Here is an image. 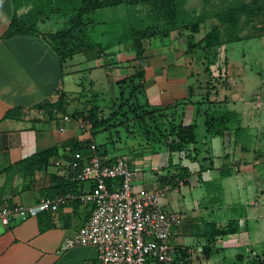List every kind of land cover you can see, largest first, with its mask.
Masks as SVG:
<instances>
[{
  "label": "crops",
  "instance_id": "crops-1",
  "mask_svg": "<svg viewBox=\"0 0 264 264\" xmlns=\"http://www.w3.org/2000/svg\"><path fill=\"white\" fill-rule=\"evenodd\" d=\"M30 8L24 7L19 14H26ZM13 14L11 0H0V207L6 205L30 207L43 197L62 195L69 190L83 193L91 189L90 184L78 186L72 184L71 188L68 185L70 179L66 167L72 149L71 141L76 138L87 141L89 134L81 132L76 124L64 123L60 118L56 121V118L39 115L37 112L40 110L37 106L46 101L57 102L61 94L65 95L64 105L69 114L74 104L73 100L77 96L90 93L91 97H95L101 95L105 88L111 90L109 93L111 96L118 90L117 83L126 76V72H133L132 75L142 72L145 79L143 98L150 109H161L166 114L172 113L175 115L173 119L176 120L181 117L180 121L184 125L196 123L198 127L200 126L198 117L200 113L197 112L196 104L200 101L202 86L198 74L197 54L188 50V33L173 32L167 40L146 41L144 56L139 61H135L131 46L127 48L124 45L111 48L107 50L108 53L105 52L97 58L91 51L77 54L65 63L62 78L60 61L42 37L3 38ZM215 25L216 23L209 25L205 35ZM76 57L84 59L82 64L85 65V70L78 69L80 62L74 60ZM80 74H85L82 75L85 77L83 81L78 77ZM81 87L84 89L82 92ZM18 110L20 116L6 118L9 111ZM53 123L56 124L54 128L51 127ZM226 138L230 140L229 143L220 141L224 139H209L206 134L200 147L198 144L200 159L211 158L217 166L223 168L227 165L230 168H237V165L244 168V165L248 164L249 153H242L233 133H228L225 140ZM92 142L94 144L95 141ZM218 143L224 148L222 152ZM226 144L227 147H224ZM50 148H57V155L49 159L46 166L20 165L37 153ZM58 160L63 163L62 168L55 166ZM134 164L141 166L140 163ZM192 166L189 167L191 172L199 169L198 163H192ZM137 173L132 184L134 193L154 189L151 179L146 182L142 171L137 169ZM216 173L219 174V171L207 170L201 179L195 176L189 180L192 186L184 195H181L180 191H170L164 199L165 203L171 194L172 197L180 199L177 203L171 204L176 209L173 211L184 217V222L174 228L170 243L188 250L184 258L187 264H217L223 258H227L229 251L234 250L232 254L236 256L239 248H247L244 246L246 239L251 242L249 236L248 238L243 236L244 231H247L246 223L250 217L248 213L247 218L241 222L239 234L225 237L218 242L217 248L222 249L220 253L210 259L203 256L202 218L205 216L217 221L221 219L215 217L217 212L214 206L200 209L196 205L209 200L206 185L221 178L220 174L216 176ZM258 175V179H250L252 175L249 173L228 175L222 178V183L225 185L227 181L243 178L250 183L254 182L251 190L253 196L245 200L249 207L254 208V197L263 187L260 170ZM225 190L226 188L224 192ZM261 195L264 199V192ZM188 196L191 200L185 203ZM182 200L185 201L180 202ZM257 206L261 207V204ZM91 210V206L73 201L58 212L38 213L11 227L4 226L0 221V264H97V250L94 247L76 246L64 254L58 253L62 243L74 238L89 220Z\"/></svg>",
  "mask_w": 264,
  "mask_h": 264
},
{
  "label": "rangeland",
  "instance_id": "rangeland-1",
  "mask_svg": "<svg viewBox=\"0 0 264 264\" xmlns=\"http://www.w3.org/2000/svg\"><path fill=\"white\" fill-rule=\"evenodd\" d=\"M154 4L133 8L118 7L98 12L94 15H88L86 20L90 31L98 32L97 37H94L98 45L108 47L110 46L109 37L103 33V26L108 22H120L121 31L125 33L147 27L161 28L168 21L176 17H181L188 23H194L205 16V14H210L213 18L206 19L202 25V31L198 34L199 41L204 37L209 25L217 23L215 19L216 14L226 12L228 9H237L240 16L238 28L234 30L228 26H222V38L217 47L213 49L197 48L195 51L198 60V64L197 62L196 64L199 67L200 85L202 86V95L197 107L201 123L197 134L200 147L204 136L207 134L203 125L204 114L206 112L213 111L222 106L237 112L239 120L243 126L248 128L251 136L249 144L250 153L247 158L248 164L244 165V168H247L249 171L243 172L244 168H241L239 165H237V168H230L227 165L226 168L221 167L218 171L221 179L228 175L236 176L238 173L241 175L249 173L252 175L250 179H258L260 169L251 170L248 166L264 162V159L261 160L260 156L258 157L259 154L264 153V32L259 31L264 28V0H177L174 2H161L157 5ZM244 6H247V8ZM58 28L55 23L45 22L39 24V30L42 35L55 32ZM210 30L211 28L208 31ZM236 39L239 41L232 42ZM124 46L128 48V46H131V42L126 43ZM106 52L108 53V51ZM74 60L80 62L78 63L79 70L86 69L85 65L82 64L84 62L83 58L76 57ZM132 73L126 72L124 78H130L133 76ZM82 75L80 74L78 77L83 81L85 74ZM85 86L87 89L86 84ZM83 87H81V92L84 90ZM121 89L122 87L119 88L118 86V90L115 93L113 92L111 96L109 95L111 90L107 88L101 91V95L98 94L95 97H91L90 93L82 94L81 97L77 96L73 100L74 104L69 114L72 115L82 110L87 111L96 102L100 109V118L107 119L119 107L121 96L123 100H128L130 97V83L124 85V95L121 94ZM131 102L124 108V111L128 114L127 117L119 114L109 126L104 127L105 129H99V133L97 132L98 134L93 140L97 145H100L101 149H106L111 156H127L130 161L131 170L134 172V178L138 174L137 169H139L142 171L146 182L151 179L153 188L160 189L164 196L170 191H180V194L184 195L192 186L191 183H189V187L180 186L172 190L169 181L170 178L179 174V166L190 167L192 166V162L185 159L186 154H172L173 167L168 166L169 158H171L168 149L169 142L172 139L170 136L171 130L172 127L181 124V117L179 120H176L173 119L175 115L172 113L148 116L146 112L140 119V114L142 113L134 114L132 112L134 105ZM83 121L85 122L86 120L83 119ZM54 124H51L52 128L56 127V124ZM48 129H50L49 125ZM79 129L81 132H84L82 127L79 126ZM89 136L87 141H90ZM220 141H225V143L230 142L228 138ZM218 146L221 147L222 150L220 149V152H222L223 146L219 145V143ZM224 147H227V144ZM181 159L185 160L181 162ZM134 163H140L141 166L138 167ZM217 173L216 176H219ZM167 177V181L163 182L162 179ZM262 180L263 187L260 188L259 193L254 197V208L249 207L245 200L252 198L253 192L251 190L255 183L251 182V184L245 178L243 180L227 181L225 185L221 182L222 186H224L223 193L221 194L222 201L218 200L214 204L218 207L223 204L230 206V210L226 209L225 211L222 210L220 214L217 213L215 217L218 219L221 217L229 219L237 217L239 215V212L237 213L238 207L243 206L246 208V212L247 214L249 213L250 217L246 223L247 233L244 231L243 236L251 238V242H248L246 239L247 242L244 243V246L246 245L247 248L250 246V243L251 247L249 248L260 247L264 244V199H262L263 196L261 195L264 192L263 176ZM241 183L245 184L242 185ZM186 199L185 203L189 202L191 197L188 196ZM179 200V198L172 197L171 194L165 200V209L168 212H176L173 211L176 209L171 203L175 204ZM260 204L261 207H258L257 205ZM210 206H213L210 200L199 202L196 205L200 209L202 207L209 208ZM233 206L236 207L234 210H232ZM249 208H251L250 211L248 210ZM241 251L242 249L239 248L237 254ZM233 252L234 250L227 253V259L235 257L232 254Z\"/></svg>",
  "mask_w": 264,
  "mask_h": 264
},
{
  "label": "trees",
  "instance_id": "trees-1",
  "mask_svg": "<svg viewBox=\"0 0 264 264\" xmlns=\"http://www.w3.org/2000/svg\"><path fill=\"white\" fill-rule=\"evenodd\" d=\"M177 0H11L13 5L14 14L11 19L10 26L4 34V39H10L15 36H37L42 37L48 45L56 53L62 70L61 77H64V65L68 60L74 58L75 55L84 52H94V57H100L107 50L115 48L120 45H125L131 42V51L135 54V61H139L143 58L145 53V43L148 40H167L170 38L173 32H185L188 33V50L189 52L199 49H213L217 47L222 38V26H228L232 29H237L240 24V16L237 9H228L226 12L215 15L216 25L202 37L199 41L197 39L198 34L202 31V25L206 19L213 18L210 14H205L197 22H186L181 17H176L167 22L163 27H147L143 29L131 30L123 33L121 31L120 22H108L103 26L104 35L109 37L110 46L101 47L94 37H97V33L91 32L86 20L88 15H94L98 12L112 10L118 7L133 8L142 5H157L161 2H174ZM24 7H31L26 14L20 15L19 12ZM247 8V6H244ZM47 21L53 22L57 25L58 30L50 32L48 35H42L39 30V24ZM259 30V29H258ZM190 31V32H188ZM259 31L264 32V28ZM239 41L238 39L232 42ZM144 75L142 72H137L130 78H123L117 85L121 89V94L124 95V85L130 83L131 92L128 100H123L121 96V103L117 110L111 117L104 119L99 116V106L96 102L87 111H77L71 116L73 119L82 118L89 121L92 125V131L90 133V141L80 140L79 138L71 141L72 146L71 154L76 152H82L84 155L89 154L90 145L95 136L99 133L98 130L106 128L114 121L119 114L127 117V113L124 108L129 102L134 105L132 112L134 114H140V119L146 115L155 116L156 114H165L161 109H150L148 103L145 102L144 96ZM65 95L61 94L60 99L55 102H44L37 106L38 109L46 110V115L51 118H56L58 114H67V109L64 105ZM199 105V104H196ZM56 112V113H55ZM20 110L17 112L9 111L6 118H12L20 116ZM203 125L206 129V133L209 139H225L228 133H233L234 140L237 145H240L242 153H250V141L251 136L248 132V128L243 126L238 118V113L225 108L224 106L218 107L213 111H208L204 114ZM57 119V118H56ZM104 128V129H105ZM198 125H184L182 122L172 127L170 136L172 139L169 142L170 157L172 154H186L187 160L192 163H198L199 169L191 172L189 167L179 166V174L170 178L169 184L171 189H177L180 186H189V180L193 177L201 179L202 174L207 170L220 169V165L217 166L211 158L200 159V148L198 147ZM98 132V133H97ZM98 153H106V149H101L100 145L94 142ZM192 149V150H189ZM57 155V148H50L48 150L37 153L32 158L20 163L23 166L43 167L48 164L49 159ZM69 156V158H70ZM264 159V153L259 154L258 157ZM182 157V156H181ZM185 159H181L183 162ZM208 163V165H207ZM168 166L173 167V159L169 158ZM249 169L259 168L264 179V163L249 165ZM247 168H244L243 172H248ZM167 178L162 179L163 182L167 181ZM222 179L218 178L207 184V193L209 194V200L218 214L222 213V210H230V206L224 204L220 207L214 205L218 200L222 201L221 194L223 193ZM78 186L84 184L73 183L69 180L68 185ZM72 188V186H70ZM71 192L73 194L82 193L76 190H69L64 193ZM62 193V194H64ZM53 197V196H50ZM211 207V206H210ZM236 207L233 206L232 210ZM208 210V209H205ZM239 215L234 218H220V221L212 220L208 217L202 218V225L204 233L202 238L204 244L202 247V254L206 259H210L215 254L220 253L222 249L217 248V244L220 240L228 236L237 235L241 231V222L247 218L246 208L238 207L237 213ZM258 248V249H257ZM177 257L183 260L184 264L188 250L185 248H178ZM217 264H264V244L260 247L242 248V251L238 253L234 258H223Z\"/></svg>",
  "mask_w": 264,
  "mask_h": 264
},
{
  "label": "built area",
  "instance_id": "built-area-1",
  "mask_svg": "<svg viewBox=\"0 0 264 264\" xmlns=\"http://www.w3.org/2000/svg\"><path fill=\"white\" fill-rule=\"evenodd\" d=\"M37 112L46 115L44 109ZM56 118L82 127L89 135L92 131L91 123L82 118L73 119L70 114H58ZM55 166L62 168L63 163L58 160ZM66 167L71 182L90 184L91 189L43 197L30 207L2 206V224L11 227L38 213H55L79 201L91 206V216L74 238L62 243L59 254L76 246H90L97 250V264H184L170 243L174 228L183 224L184 217L165 209L160 189L133 192L134 172L127 156L98 153L96 145L91 144L89 154H72Z\"/></svg>",
  "mask_w": 264,
  "mask_h": 264
}]
</instances>
